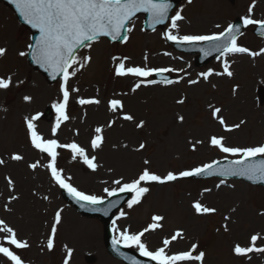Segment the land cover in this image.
Returning <instances> with one entry per match:
<instances>
[{
  "label": "rangeland",
  "instance_id": "374dc122",
  "mask_svg": "<svg viewBox=\"0 0 264 264\" xmlns=\"http://www.w3.org/2000/svg\"><path fill=\"white\" fill-rule=\"evenodd\" d=\"M253 5V11L249 14V7ZM176 10L186 15L187 19L186 22L178 23L179 31L211 33L224 27L228 20L237 15L263 18L264 0H234L233 4L225 0H192L191 3L185 0ZM200 15L210 16L207 28L202 27L201 22L196 25L193 23V18ZM219 24L213 29V25ZM252 27L247 26L237 43L250 52H256L264 48V39L254 36ZM134 28L136 30L128 43L110 45L102 40L98 45L88 47L91 49L86 57H90V61L83 68L74 66L76 75L70 76L68 80L71 92L65 112L70 118L69 123L61 121L53 135L52 128L56 126L58 118L53 104L63 100L59 82L47 83L27 64L26 57L19 55L21 51L26 53L28 31L0 3V48L6 49V54L0 56V76L12 77L11 87L0 90V159L5 161L0 165V220L11 227L17 238L28 246L16 249L3 243L2 237L6 234L3 232H0V244L11 247L27 264H62L65 258L69 259V264L122 263L108 254L103 246L100 221L83 218L61 199L57 184L47 168L50 157L34 149L28 139L26 117L39 114L33 123L37 133L44 139H56L61 144L76 140L89 158L96 157L97 167L93 171L81 158L73 160L69 150L59 148L56 167L62 178L79 191L98 196H105V188L118 189L120 185L113 183L115 180L125 183L138 178L145 167L163 177L169 171L178 174L219 158L236 157L211 146L212 136L223 137V143L231 147H251L264 142V102L258 103L256 94L259 85L264 87V56L252 58L244 53L227 56L225 60L233 76H217L215 73L223 71L225 60L194 67L189 58H186L188 63H174L168 57L158 59L154 51L161 47L158 39L161 33L140 32L139 25ZM143 49L149 50L150 56L146 54L141 60L137 57ZM84 50L77 54L80 61H83ZM116 51L130 55L132 60L110 59L109 55L116 54ZM121 61L126 67L142 66L143 63V67L165 65L186 70L181 74V80L174 84L140 87L133 91L130 81L115 75V67ZM210 70L213 75L204 80L201 74ZM189 80H197L198 83L189 84ZM233 88H236L235 92ZM24 96H31V101L26 102ZM91 97L100 103L94 107L78 103L81 98ZM110 98L121 100L123 108L116 112L110 111L106 106ZM178 100L184 103H177ZM214 107L222 109L219 115L228 126L239 124L242 120L245 123L232 131H226L218 119L212 117ZM47 108L54 110L50 121L40 119L41 113ZM91 114L96 117L95 120H91ZM125 114H131L134 120H124ZM181 116L182 121L179 119ZM76 118H87L89 124L82 127ZM140 121L144 124L137 128ZM96 127L103 129V144L93 150L91 138L96 135ZM141 143L145 145L144 149H139ZM13 154L22 155L23 159L13 161L10 158ZM145 160L150 163L145 165ZM32 163H37L38 167L31 169L29 164ZM8 178L13 181L11 187ZM220 181L179 178L165 184H144L149 191L132 208L127 204L119 211L124 215L118 216L119 226H115V229L123 232L128 226L130 234L138 233L153 222L152 216L161 215L164 217L160 222L162 227L149 231L143 239L149 250L162 246L161 239L171 236L174 230H183L181 241L175 242L174 248L171 246L165 251L166 254L189 250L192 244H197L198 248L193 254L205 252L203 264H264V253L253 252L249 258L237 257L231 251L237 242L247 246L253 234L261 237L256 246L264 247V188L239 181L226 180L223 184ZM12 196L17 199L11 200ZM195 202L215 208L216 212L197 214L192 207ZM57 211L61 213L62 222L56 226L53 249L48 250L47 238L52 235L51 226ZM76 217L83 222H90L86 227L96 232L99 242L89 247L84 239L71 235L66 228L67 223ZM225 225L227 231L224 230ZM69 249L71 254L66 255ZM88 254L92 256L91 263L85 259ZM0 264L10 262L0 255Z\"/></svg>",
  "mask_w": 264,
  "mask_h": 264
},
{
  "label": "snow or ice",
  "instance_id": "6c2138e0",
  "mask_svg": "<svg viewBox=\"0 0 264 264\" xmlns=\"http://www.w3.org/2000/svg\"><path fill=\"white\" fill-rule=\"evenodd\" d=\"M15 6L16 11L26 24H29L33 29H37L39 37L35 42V45H29L31 50V56L34 63L39 64L43 67L53 79L57 75L62 76L63 82L60 84V91L63 94V100L59 103L53 104L58 118L57 124L52 128V134L55 135L57 128L62 120H67L65 109L69 101V89L67 82L70 76L76 75L75 67L79 65L83 68L90 57H84L83 61L78 60L77 51L79 48L86 46V43L92 42L101 36L111 37L112 40L122 39L123 41L128 40L126 34L122 35V32L127 33L132 31L131 28L127 27L137 13L143 12L148 14V21L150 26L164 23L165 19L169 17V10L172 7L169 0H9ZM189 3L192 0H188ZM253 6L249 7V14L253 11ZM171 28L178 29V21L184 19L180 12H176L175 15L170 17ZM243 24L245 26L255 25L264 28V19H253L251 15L242 17ZM219 27V25H217ZM239 28L233 24H229L222 31L214 32L212 34H185V35H174L172 31L165 33V39L171 40L176 44H197L201 42H209L213 44V47L209 50H203L205 55H209L211 51H216L220 56L232 53H247L250 56H258L264 53V48L260 52H250L246 47L239 46L237 43V33ZM6 54L5 48H0V56ZM21 57L26 56L24 51L19 52ZM219 59V56L217 57ZM113 59H116L115 57ZM127 59V58H124ZM70 69H73L70 71ZM174 69L171 68H149V67H126L122 61L117 63L115 67V75L118 77L134 76L137 78H144L147 84H155L157 81L147 79L153 75H162L166 72H172ZM213 75L210 70L202 73L201 76L204 80H208ZM217 76L232 77L233 72L230 70L229 63L225 60L223 63V71L216 72ZM179 82V81H176ZM164 83L172 84V80L165 79ZM189 84L198 83L197 80H189ZM12 85V77L0 76V90H7ZM141 87V83H136L133 91ZM72 91H78L72 89ZM236 88H233V92ZM23 99L28 102L31 101V96H24ZM80 105L99 104L100 101L95 98L78 100ZM177 103H184L183 100H178ZM212 107V106H210ZM108 108L112 112H116L118 109L123 108L122 101L119 99H111L108 102ZM222 109L214 107L211 115L213 118L218 119L219 124L224 126L226 131H232L233 129L239 128L245 121H240L239 124L228 126L222 116L219 115ZM39 114L32 116L31 118H25V125L27 128V136L31 143V146L41 153H46L50 157V162L47 164V168L51 173L53 181L60 188L65 189L68 194L76 200L78 203L83 201L89 205L102 204L103 200L96 196L86 194L82 191L77 190L71 184L66 183L61 176V172L56 167V161L59 153L57 149L64 148L71 152L72 159L76 160L78 157L82 159L83 163L87 165L89 169L96 170V157L89 156L83 147H80L77 143L61 144L56 139H44L39 135L35 129L33 123L34 120L38 119ZM123 119L126 121H133L134 117L131 114L123 115ZM182 121L183 117H179ZM144 124L140 121L136 127L140 128ZM112 126V122L109 123V127ZM96 135L91 139V148L96 150L103 144V129L96 127L94 129ZM200 143V141H197ZM211 146L219 149L220 152L229 154L231 156L239 157L238 159L230 161L229 165L217 168L219 161H212L211 163L203 164L202 166L192 168L190 170L180 171L178 174L169 171L167 175L160 176L150 171L148 167H145L139 174L138 178L133 179L131 182L121 183V180H115L113 183L120 185L118 189L109 190L107 188L104 191L108 196L116 195L119 192H132L135 195L128 202V207L132 208L133 205L140 202V199L149 191L148 187L141 186L142 183L149 184L152 182L165 184L167 182L176 181L179 178L199 176V175H219L222 177L228 176H243L252 181H264V159L255 161L254 158L257 156L264 157V143L257 146L251 147H231L226 146L223 143V137L212 136L210 139ZM145 145L141 143L139 149H144ZM13 161H20L23 159L22 155L13 154L11 157ZM5 161L0 159V165H3ZM150 162L144 161L145 165ZM31 169L38 167L37 163L29 164ZM221 184L224 180L220 181ZM8 185L11 187L13 181L8 178ZM219 187V185H217ZM205 191H210L205 189ZM11 200L17 199V197H10ZM83 207V204L81 205ZM193 209L197 214H210L215 213L216 209L204 206L200 202H195L192 205ZM123 216L124 213H121ZM164 219L161 215L152 216V223L145 227L142 231L134 234H129L127 230L120 233L119 237L113 238V246L120 245L121 243L125 247L135 246L138 248L139 253L143 257H147L156 264H178V262H194L199 261L203 264L206 253L200 251L196 252L198 245L192 244L191 249L188 251L179 252L174 255H168L165 252L171 241H175L181 233L177 231L171 236V241L165 239L163 244L165 247L156 249L155 251L148 250L145 243L142 242V237L146 232L156 230L162 227L161 221ZM227 220L228 217H225ZM61 222V213L56 212L55 222L51 226V233L47 238L46 247L48 250H52L54 246L53 236L56 233L57 225ZM115 223V222H114ZM225 231H227V225H225ZM0 232L6 233L5 241L9 246H14L16 249L26 248L28 245L26 242L21 241L17 238L16 232L8 227L4 221L0 220ZM261 237L258 234L250 236V243L247 246H242L239 242L235 243L231 249L232 253L237 257H249L250 253H264V247H257L256 243ZM3 246L0 244V255L7 258L10 264H23L20 256L11 250V247ZM69 255L71 249L68 250ZM250 258V257H249ZM64 264H68L65 260ZM132 264H137L135 260Z\"/></svg>",
  "mask_w": 264,
  "mask_h": 264
},
{
  "label": "bare ground",
  "instance_id": "6f19581e",
  "mask_svg": "<svg viewBox=\"0 0 264 264\" xmlns=\"http://www.w3.org/2000/svg\"><path fill=\"white\" fill-rule=\"evenodd\" d=\"M42 104H45V102H42ZM91 117L93 119H96V117H93L92 114H91ZM83 126L87 127V124H82V127ZM83 129L85 130V128ZM87 223H83L79 221L78 219L74 218L71 221L68 220L67 229L70 231L72 236L80 237L82 240L84 239L87 246L90 247L94 245L95 243H97V240H96L95 233L92 230L86 228ZM75 243L77 244V242Z\"/></svg>",
  "mask_w": 264,
  "mask_h": 264
},
{
  "label": "water",
  "instance_id": "95a60500",
  "mask_svg": "<svg viewBox=\"0 0 264 264\" xmlns=\"http://www.w3.org/2000/svg\"><path fill=\"white\" fill-rule=\"evenodd\" d=\"M8 2H9V0H7ZM10 3V2H9ZM12 6H13V8L15 9V6L12 4V3H10ZM15 11H16V9H15ZM17 12V11H16ZM17 15L18 16H20L19 15V13L17 12ZM21 18V17H20ZM31 27V26H30ZM32 28V27H31ZM32 30H34L33 31V39H34V42H36V40L38 39V37H39V32H38V30L37 29H33L32 28Z\"/></svg>",
  "mask_w": 264,
  "mask_h": 264
}]
</instances>
